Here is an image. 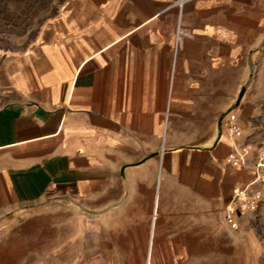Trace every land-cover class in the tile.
Returning <instances> with one entry per match:
<instances>
[{"label": "crops", "instance_id": "crops-1", "mask_svg": "<svg viewBox=\"0 0 264 264\" xmlns=\"http://www.w3.org/2000/svg\"><path fill=\"white\" fill-rule=\"evenodd\" d=\"M263 32L264 0H68L0 50V229L82 218L150 239L146 264L154 239L211 235L216 208L241 234L223 212L255 176L219 123L253 113Z\"/></svg>", "mask_w": 264, "mask_h": 264}, {"label": "rangeland", "instance_id": "rangeland-1", "mask_svg": "<svg viewBox=\"0 0 264 264\" xmlns=\"http://www.w3.org/2000/svg\"><path fill=\"white\" fill-rule=\"evenodd\" d=\"M67 1L0 0V50L25 49ZM262 51L259 67L244 86L243 98L254 108L243 136L253 147L264 141V47ZM215 210L211 235L171 240L175 247L168 249H157L168 240L154 239L151 264H264V202L239 235L224 229L221 209ZM102 226L77 217L69 222L23 219L0 229V264H109V257L115 264L147 263L150 239L115 238Z\"/></svg>", "mask_w": 264, "mask_h": 264}, {"label": "built area", "instance_id": "built-area-1", "mask_svg": "<svg viewBox=\"0 0 264 264\" xmlns=\"http://www.w3.org/2000/svg\"><path fill=\"white\" fill-rule=\"evenodd\" d=\"M221 131L232 145L227 163L251 170L255 176L251 183L233 190L231 201L224 208L225 226L239 234L254 219L264 202V141L253 147L244 139L243 127L235 111L222 118Z\"/></svg>", "mask_w": 264, "mask_h": 264}, {"label": "water", "instance_id": "water-1", "mask_svg": "<svg viewBox=\"0 0 264 264\" xmlns=\"http://www.w3.org/2000/svg\"><path fill=\"white\" fill-rule=\"evenodd\" d=\"M244 93H245V90L243 89L241 94H240V100L243 98ZM219 130L221 131V122L219 123ZM221 133H222V131H221Z\"/></svg>", "mask_w": 264, "mask_h": 264}]
</instances>
